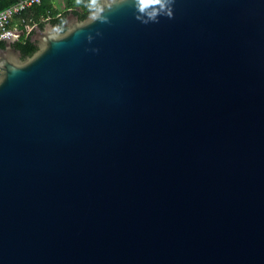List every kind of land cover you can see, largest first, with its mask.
Wrapping results in <instances>:
<instances>
[{"label":"water","instance_id":"95a60500","mask_svg":"<svg viewBox=\"0 0 264 264\" xmlns=\"http://www.w3.org/2000/svg\"><path fill=\"white\" fill-rule=\"evenodd\" d=\"M168 7L0 43V264H264V0Z\"/></svg>","mask_w":264,"mask_h":264},{"label":"trees","instance_id":"16d2710c","mask_svg":"<svg viewBox=\"0 0 264 264\" xmlns=\"http://www.w3.org/2000/svg\"><path fill=\"white\" fill-rule=\"evenodd\" d=\"M16 2L17 0H0V10ZM62 2L64 4V9H58L55 5V0H43L40 5L33 6L23 12L22 16L26 19H34L38 22L39 26H44L45 24V21H42V17L50 16V20L58 24L61 30L64 31L66 28L63 25V16L69 9H74L80 19H84L97 8L98 5V0H62ZM15 46L21 50L23 58L31 56L38 49L36 43L31 40V35L27 38L18 40Z\"/></svg>","mask_w":264,"mask_h":264},{"label":"built area","instance_id":"2783aa9c","mask_svg":"<svg viewBox=\"0 0 264 264\" xmlns=\"http://www.w3.org/2000/svg\"><path fill=\"white\" fill-rule=\"evenodd\" d=\"M43 0H17V2L0 10V43L5 38H14L17 41L34 32L39 25L34 19H26L23 12L29 8L40 5ZM50 20V16L42 17V21Z\"/></svg>","mask_w":264,"mask_h":264},{"label":"clouds","instance_id":"9594fccd","mask_svg":"<svg viewBox=\"0 0 264 264\" xmlns=\"http://www.w3.org/2000/svg\"><path fill=\"white\" fill-rule=\"evenodd\" d=\"M170 0H139V4L141 7H144L146 6L147 4H160L161 7H167L168 8V11H167V15L172 18V10L170 7H168V4H169ZM95 18V17H93Z\"/></svg>","mask_w":264,"mask_h":264},{"label":"rangeland","instance_id":"374dc122","mask_svg":"<svg viewBox=\"0 0 264 264\" xmlns=\"http://www.w3.org/2000/svg\"><path fill=\"white\" fill-rule=\"evenodd\" d=\"M55 5L58 9H64V4L62 0H55Z\"/></svg>","mask_w":264,"mask_h":264}]
</instances>
